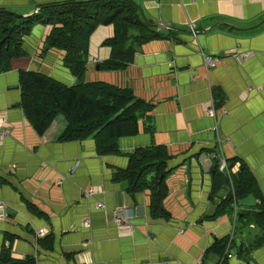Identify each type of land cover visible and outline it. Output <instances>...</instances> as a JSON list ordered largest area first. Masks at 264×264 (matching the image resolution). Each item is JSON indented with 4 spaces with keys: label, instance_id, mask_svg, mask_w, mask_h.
Segmentation results:
<instances>
[{
    "label": "crops",
    "instance_id": "obj_1",
    "mask_svg": "<svg viewBox=\"0 0 264 264\" xmlns=\"http://www.w3.org/2000/svg\"><path fill=\"white\" fill-rule=\"evenodd\" d=\"M67 1L86 0H0V10L29 17ZM132 1L151 24L167 26L156 29L163 36L137 47L123 70L106 72L98 66L110 56L102 42L114 31L97 27L83 78L129 88L151 106L138 120V133L119 140L118 154L98 155L91 138L59 142L62 116L41 136L24 117L20 71L75 83L63 67L64 52L45 48L49 26L35 25L24 37L27 55L12 59L10 71L0 75V122L4 118L7 128L6 136L0 133V255L8 249L13 260L34 264H218L214 243L232 232L233 254L222 263L264 264V0ZM233 49L251 57L205 68L202 55ZM210 101L214 117L205 114ZM214 125L224 138L222 156L234 162L230 171L245 166L257 193L236 199L233 215L211 218L226 190L212 195L211 174L196 161L215 150ZM153 145L172 156L163 202L168 221L151 219L148 191L128 195L112 179L129 153ZM87 188L94 193L86 195ZM114 209L129 211L130 231L119 232ZM39 229L45 234L38 238Z\"/></svg>",
    "mask_w": 264,
    "mask_h": 264
},
{
    "label": "trees",
    "instance_id": "obj_2",
    "mask_svg": "<svg viewBox=\"0 0 264 264\" xmlns=\"http://www.w3.org/2000/svg\"><path fill=\"white\" fill-rule=\"evenodd\" d=\"M142 14L141 8L132 0L58 2L38 8L29 17L0 10V75L10 71L12 59L27 55L23 48L24 37L40 24L50 27L45 44L49 49L64 52L63 67L75 79V83L69 86L42 73L19 72L20 107L38 135H43L57 116H62L66 127L58 137L59 142L91 138L97 154L105 156L118 154L119 140L138 133V120L151 106L137 99L129 88L85 82L83 78L89 38L97 27L111 25L114 31L111 38L102 42L110 49V56L98 66L106 72L123 70L133 60L137 47L163 36L149 25L148 20L144 22ZM127 157L126 167L116 169L112 179L123 183L128 195L148 191L151 219L168 221L170 214L163 202L168 195L166 179L171 170L167 163L172 156L165 147L153 145L135 149ZM233 165V161L226 160L229 171ZM209 172L211 194L226 190L225 198L217 204L211 218L233 215L236 199L257 193L254 179L243 165L228 176L219 170L218 161L213 160ZM28 209L42 215L30 204ZM238 216L236 213V220ZM228 239L222 238L214 243L218 259L223 256ZM0 264H34V260H13L9 250L4 249Z\"/></svg>",
    "mask_w": 264,
    "mask_h": 264
},
{
    "label": "built area",
    "instance_id": "obj_3",
    "mask_svg": "<svg viewBox=\"0 0 264 264\" xmlns=\"http://www.w3.org/2000/svg\"><path fill=\"white\" fill-rule=\"evenodd\" d=\"M249 57H251V54L249 52H240L237 49L226 50V51H223L221 54H216L213 56L202 55L203 64L205 68L207 69L216 67L223 60L228 59V58L234 59L238 62H243L247 60ZM205 114L207 116L214 117V105L211 101L205 107ZM5 127H6V122L3 118L1 119V122H0V133L2 137L6 136L7 134V128ZM213 130L215 133V144H216L215 150L200 154L197 157L196 162L201 168H203L205 171H208L210 170L212 166V161L217 160L219 163V170L225 172L229 176L230 172L231 173H234V172L228 170L226 166V160L222 156L221 147L223 145L224 138L219 135V131L216 125L213 126ZM74 170H75L74 167H71L70 173L72 174ZM85 191H86L85 194L88 196L94 193L92 188H87ZM95 208L104 210V205L101 203H97L95 205ZM129 216H130V213L127 209H119V210L114 209L113 211H111L112 221L116 225L119 232L123 231L124 228H127V227L129 231L131 230V227L129 226V224H127V220ZM4 220H5L4 214L0 213V222ZM83 223H85L86 226L90 225V221L87 218L83 220ZM44 234H45V231L43 229H39L36 232V235L38 238L42 237ZM228 237L229 239H228L224 254L218 260L219 262L218 264H221L225 259L232 257L233 249H234L233 247H231L232 232L228 235Z\"/></svg>",
    "mask_w": 264,
    "mask_h": 264
},
{
    "label": "water",
    "instance_id": "obj_4",
    "mask_svg": "<svg viewBox=\"0 0 264 264\" xmlns=\"http://www.w3.org/2000/svg\"><path fill=\"white\" fill-rule=\"evenodd\" d=\"M142 18H143L144 22H148L147 19H146V17L144 16V14H142ZM149 25L152 26V27H154L155 29H159V30L160 29H163L164 30L167 27V26L162 27V26H160L158 24H149ZM45 48H48V46L46 45ZM161 178H162V175H161Z\"/></svg>",
    "mask_w": 264,
    "mask_h": 264
},
{
    "label": "rangeland",
    "instance_id": "obj_5",
    "mask_svg": "<svg viewBox=\"0 0 264 264\" xmlns=\"http://www.w3.org/2000/svg\"><path fill=\"white\" fill-rule=\"evenodd\" d=\"M39 73V72H38ZM84 226H86V224L85 223H82ZM87 227V226H86Z\"/></svg>",
    "mask_w": 264,
    "mask_h": 264
}]
</instances>
